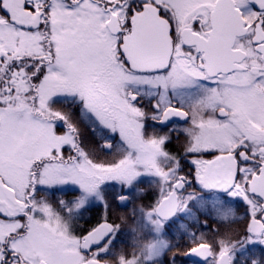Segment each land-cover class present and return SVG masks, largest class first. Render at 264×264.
<instances>
[{
    "label": "snow or ice",
    "instance_id": "6c2138e0",
    "mask_svg": "<svg viewBox=\"0 0 264 264\" xmlns=\"http://www.w3.org/2000/svg\"><path fill=\"white\" fill-rule=\"evenodd\" d=\"M173 225L264 264V0H0V264H162Z\"/></svg>",
    "mask_w": 264,
    "mask_h": 264
},
{
    "label": "flooded vegetation",
    "instance_id": "af4514ba",
    "mask_svg": "<svg viewBox=\"0 0 264 264\" xmlns=\"http://www.w3.org/2000/svg\"><path fill=\"white\" fill-rule=\"evenodd\" d=\"M75 116H77V115H74L73 116V118L75 117ZM184 126H187V125H184ZM166 130V129H165ZM184 139V137H183V135H181V140H183ZM175 144H177V141L176 140H173V145H175ZM66 153H67V151H65ZM141 187V186H140ZM142 187L144 188H147V184L145 183L144 185H142ZM149 193L150 194H152V192L151 191H149ZM149 193H148V195L146 196V197H144V198H142V199H138V200H135V201H133V204H135V206L136 207H139V206H141V205H143L144 203L145 204H148L151 200H149V198H150V195H149ZM149 196V197H148ZM153 201V200H152ZM119 207H121V206H119ZM103 209V208H102ZM99 210V208H94V209H92L90 212H87V213H85L84 215H85V219H83V220H81V221H79V223H80V225L83 227V228H88V227H91V226H94V225H96L98 222H100V220L99 221H95V214H97V211ZM243 211H244V209H243V206L241 205L240 207H239V209H238V213L240 214V215H243ZM132 212V211H131ZM89 217H91V218H89ZM206 218H209V217H207V216H205V215H201L200 216V220L203 222V221H207L206 220ZM88 223H91L90 225L88 224ZM207 223H208V221H207ZM209 224V223H208ZM88 226V227H87ZM218 227H221V230L223 229V227L222 226H218ZM231 227L232 228H241V227H243V222H240V223H237V224H233V225H231ZM174 228H175V226L173 225V226H171L170 227V229L168 230L169 231V238L173 241V238H174V236L171 234L172 233V231L174 230ZM211 228H215V225L213 224L212 225V227H210V230H211ZM207 229H209V228H201L200 230L201 231H204V232H206L207 231ZM123 239L125 240V237H123ZM193 245H191V244H189V243H187L186 242V238H181L180 240H179V242L177 243V244H175V246L174 247H172L169 251H167L166 252V254L162 257V264H170L169 262H170V259L171 258H173V256H174V254H175V257L176 258H179V260H180V262H183V263H186V264H200V262L199 261H194V259H192V258H185L184 256H182L181 254H180V251L181 250H183V248H184V250H186V252L189 250V248L190 247H192ZM120 248H123L124 250H125V252L126 253H128V254H131V252L130 251H127V247H125V243H118L117 244V250H119ZM130 252V253H129ZM182 263V264H183Z\"/></svg>",
    "mask_w": 264,
    "mask_h": 264
},
{
    "label": "trees",
    "instance_id": "16d2710c",
    "mask_svg": "<svg viewBox=\"0 0 264 264\" xmlns=\"http://www.w3.org/2000/svg\"><path fill=\"white\" fill-rule=\"evenodd\" d=\"M75 119H78V116H75ZM79 127H80L81 132L83 133V139L85 140V142L94 144L96 142V138L93 136V133L91 132V130L89 128H87V126L84 123H82V122L79 123ZM88 137H89V140H88ZM105 157H106V154L102 153L101 154V158H105ZM110 191H112V190H110ZM109 199H110V204H111V217L113 219H115L116 217L124 216L126 219H128V223L123 225L125 231H127L128 227L132 223L131 212L127 210V208L130 205L125 207V208L119 207V206H117L115 201H112L111 198H109ZM206 220L208 221L210 227H212L213 224L215 225V227L219 226L212 219L206 218ZM117 222H119V221L117 220ZM223 230H224V228H223ZM209 232H210V234H209ZM209 232H208V237H211L213 239L214 233L211 230H209ZM129 238H130V235L125 237V240L127 241V242H125V246H128L130 244L129 243V241H130Z\"/></svg>",
    "mask_w": 264,
    "mask_h": 264
},
{
    "label": "rangeland",
    "instance_id": "374dc122",
    "mask_svg": "<svg viewBox=\"0 0 264 264\" xmlns=\"http://www.w3.org/2000/svg\"><path fill=\"white\" fill-rule=\"evenodd\" d=\"M73 119H75V117L73 118ZM88 128V127H87ZM62 130V129H61ZM88 140H89V137H88ZM65 151H68V149L67 148H65ZM66 153V152H65ZM105 158H108V157H105ZM142 185H144V184H141L140 186L142 187ZM143 188V187H142ZM145 188V187H144ZM110 190H112L113 192H116V191H118V188H113V189H110ZM149 195H150V198H149V200H153L154 199V197H153V195L152 194H150L149 193ZM149 197V196H148ZM136 200H138V199H136ZM152 200L149 202V203H151L152 202ZM135 201V200H134ZM148 203V204H149ZM117 204V203H116ZM130 205V206H129ZM143 205H147V204H143ZM117 206H118V204H117ZM127 206H129L128 208H127V210L128 211H132L134 208H138V207H136L135 206V204H133V202H131V203H129ZM126 206V207H127ZM97 208H99V210L97 211V214H95V221H99L100 220V218L103 216V214H104V210L102 209L103 208V206L101 205L100 207H97ZM123 208H125V207H123ZM208 217V216H207ZM210 219V218H209ZM89 225L91 224V223H88ZM91 226V225H90ZM88 227V226H87ZM208 231H206L207 233L209 232V230H210V228L209 229H207ZM222 231H223V229H222ZM209 234H210V232H209ZM213 238H214V236H213ZM208 239L209 240H211L212 238L211 237H208ZM129 245L128 246H125V247H127V251H130V252H132L133 251V248H132V237H131V235H130V238H129ZM126 241V240H125ZM127 242V241H126ZM173 243L174 244H177V242H176V240H175V237L173 238ZM129 252V253H130ZM184 253H186V250H184V248H183V250H181L180 251V254L182 255V256H184L183 254ZM163 261V260H162ZM170 264H182L183 262H180V260H179V258H175V261L173 262V258H171L170 259V262H169ZM183 264H186V263H183Z\"/></svg>",
    "mask_w": 264,
    "mask_h": 264
},
{
    "label": "water",
    "instance_id": "95a60500",
    "mask_svg": "<svg viewBox=\"0 0 264 264\" xmlns=\"http://www.w3.org/2000/svg\"><path fill=\"white\" fill-rule=\"evenodd\" d=\"M122 207V206H121Z\"/></svg>",
    "mask_w": 264,
    "mask_h": 264
}]
</instances>
